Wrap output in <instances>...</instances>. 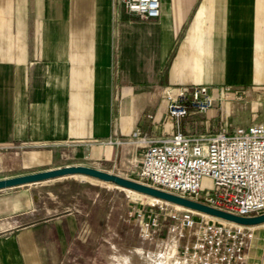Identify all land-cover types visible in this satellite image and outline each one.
<instances>
[{
	"label": "crops",
	"instance_id": "1",
	"mask_svg": "<svg viewBox=\"0 0 264 264\" xmlns=\"http://www.w3.org/2000/svg\"><path fill=\"white\" fill-rule=\"evenodd\" d=\"M159 2L144 20L120 0H0V179L83 165L133 180L145 149L175 134L166 90L264 94V0ZM77 178L103 194L61 204L74 196L55 186ZM116 192L141 231L127 199L146 197L86 177L0 191V264H96ZM249 231L241 264L264 241V225Z\"/></svg>",
	"mask_w": 264,
	"mask_h": 264
},
{
	"label": "built area",
	"instance_id": "2",
	"mask_svg": "<svg viewBox=\"0 0 264 264\" xmlns=\"http://www.w3.org/2000/svg\"><path fill=\"white\" fill-rule=\"evenodd\" d=\"M124 9L148 20L159 16V0H120ZM225 98H228L227 96ZM167 115L174 121L175 134L145 149L138 177L147 186L189 198L237 216L264 212V125L249 124L232 133L226 128L208 135H186L182 122L190 115H203L215 99L206 86L168 89L164 93ZM136 136V134L134 135ZM145 143L143 138H135ZM159 202L158 212L148 213L141 237L156 234L160 216L179 221L193 234L181 254L195 264H241L249 228L219 221L203 214ZM135 215L143 218L140 209Z\"/></svg>",
	"mask_w": 264,
	"mask_h": 264
},
{
	"label": "rangeland",
	"instance_id": "3",
	"mask_svg": "<svg viewBox=\"0 0 264 264\" xmlns=\"http://www.w3.org/2000/svg\"><path fill=\"white\" fill-rule=\"evenodd\" d=\"M211 94V92H210ZM214 107L211 110V116H197L194 120L187 119V122L192 124L187 130L189 135H208L223 128L227 129L228 133H232L236 128H245L249 122H264V94H258L253 99L247 98L240 92H232L229 98H225L223 91L217 92L214 98ZM195 122L197 123L195 125ZM196 126V127H195ZM194 127V128H193ZM133 181H141L138 177V172H132L130 176ZM63 183L55 186L60 192L75 194L77 191H82L79 194L93 198L95 193L99 192L100 188L81 183L79 179H67ZM128 197L127 201L130 206H139L143 211V220L146 222L148 213L158 212L159 202L151 199L139 197ZM61 204L72 203L78 201L80 204L85 202L80 197L71 198V196L61 198ZM104 198H101L103 200ZM107 199V198H106ZM124 204L125 198L119 193H112L111 203L114 207L112 217V229L109 231L96 230L98 239H105L106 242L97 243L95 246L96 264H188L187 259L181 254V247L186 240L193 234L192 229H185L179 221H172L167 216H160L159 224L156 229V234L153 237H139L141 234L138 223H124L123 215L120 214L119 205ZM178 213L182 214L181 208ZM132 214L129 208V214ZM264 213V212H261ZM122 216V219H120ZM134 217H129L128 220H134ZM141 220V219H140ZM180 245V248H176ZM260 249L257 258L250 257L245 264H264V241L259 242ZM142 248L144 252L139 249ZM172 254V255H171Z\"/></svg>",
	"mask_w": 264,
	"mask_h": 264
},
{
	"label": "water",
	"instance_id": "4",
	"mask_svg": "<svg viewBox=\"0 0 264 264\" xmlns=\"http://www.w3.org/2000/svg\"><path fill=\"white\" fill-rule=\"evenodd\" d=\"M74 176L86 177L101 183L111 185L115 188L131 191L142 196L156 199L159 202L168 203L182 209L203 214L216 220L227 222L230 224L246 228H254L264 225V213L249 217L237 216L225 211L212 208L189 198L170 194L147 186L143 183L133 181L113 173L105 172L94 167L83 165L65 166L46 171L0 179V191Z\"/></svg>",
	"mask_w": 264,
	"mask_h": 264
},
{
	"label": "bare ground",
	"instance_id": "5",
	"mask_svg": "<svg viewBox=\"0 0 264 264\" xmlns=\"http://www.w3.org/2000/svg\"><path fill=\"white\" fill-rule=\"evenodd\" d=\"M141 196H142V195H141ZM143 197H146V196H143ZM146 198L151 199V200L158 201V200H156V199H152V198H149V197H146ZM158 202H159V201H158ZM178 208H180V207H178Z\"/></svg>",
	"mask_w": 264,
	"mask_h": 264
}]
</instances>
